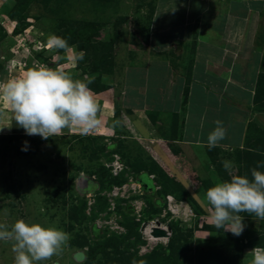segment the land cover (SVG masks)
<instances>
[{
    "label": "rangeland",
    "instance_id": "374dc122",
    "mask_svg": "<svg viewBox=\"0 0 264 264\" xmlns=\"http://www.w3.org/2000/svg\"><path fill=\"white\" fill-rule=\"evenodd\" d=\"M163 1L0 0V80L47 66L91 81L98 106L99 123L88 133L74 127L44 140L25 135L9 105L0 102V224L23 219L70 235L63 250L43 264H245L247 246L264 247V219L240 213L251 224L239 237L216 229L211 208L193 199L156 161H145L121 132L120 112L130 87L124 79L153 58L149 29ZM262 1L255 43L264 52ZM179 2L169 1V11L158 19L171 32L184 16ZM52 35L65 38L69 49H50ZM81 52L83 59L74 62L71 57ZM252 112L243 147L215 150L205 160L210 176L195 184L204 194L231 176H250L264 161V68ZM25 141L28 151L21 150ZM224 160L234 167L225 171ZM114 163L120 165L115 172ZM79 177L92 185L79 188ZM167 195L192 210L190 215L170 218ZM150 220L166 225L165 241L143 237L141 229ZM13 257L10 243L0 242V264H13Z\"/></svg>",
    "mask_w": 264,
    "mask_h": 264
},
{
    "label": "crops",
    "instance_id": "0c3cea01",
    "mask_svg": "<svg viewBox=\"0 0 264 264\" xmlns=\"http://www.w3.org/2000/svg\"><path fill=\"white\" fill-rule=\"evenodd\" d=\"M169 1H163L149 29L153 58L124 79L130 87L123 97L121 132L145 161H156L179 178L209 210L203 187L195 184L210 176L211 166L205 163L210 152L240 149L245 143L264 68V52L255 43L263 1L183 0L184 16L175 32L158 20L169 11ZM216 120L227 135L209 150L207 136ZM256 248L264 247L243 250L245 264H251Z\"/></svg>",
    "mask_w": 264,
    "mask_h": 264
},
{
    "label": "clouds",
    "instance_id": "9594fccd",
    "mask_svg": "<svg viewBox=\"0 0 264 264\" xmlns=\"http://www.w3.org/2000/svg\"><path fill=\"white\" fill-rule=\"evenodd\" d=\"M48 46L57 51L69 49L68 41L56 35L48 38ZM71 59L74 62L82 60L83 53H76ZM90 83L73 79L68 73L40 66L28 70L20 78L0 80V102L9 105L15 125L22 128L27 136L36 135L47 140L74 127L88 133L99 123L98 106L88 86ZM215 125L207 136L209 150L227 135L222 121L216 120ZM3 128L0 127V131ZM28 149V142L25 141L21 150ZM222 166L229 171L234 167V162L224 160ZM261 169H264V161L257 162L256 167L250 170V176H231L205 191L204 198L212 210L210 218L216 229L239 237L245 229L244 216L240 213L254 214L264 219V171ZM147 178L150 179L149 176ZM164 230L168 233V228ZM69 239V233L63 229L38 222L18 219L10 226L0 224V242L10 243L14 253L13 264H43L58 255ZM251 253V264H264V248L252 249Z\"/></svg>",
    "mask_w": 264,
    "mask_h": 264
},
{
    "label": "built area",
    "instance_id": "2783aa9c",
    "mask_svg": "<svg viewBox=\"0 0 264 264\" xmlns=\"http://www.w3.org/2000/svg\"><path fill=\"white\" fill-rule=\"evenodd\" d=\"M120 165L117 163H114V172L116 170H119ZM166 200V211L170 212L171 217L170 218H179V219H184L185 217H187L188 215H190L191 210L185 206V204H177L173 201V198L169 195H167V197H165ZM180 203V202H179ZM154 223L153 225L155 226H159L162 227L164 229H166V225L162 224L160 222H158V220H150L146 223V225L144 224V226L142 227V233L143 236L148 240V241H156L158 240V238L160 236H152L150 234L151 228H149L151 226V223ZM149 237H152V239H149ZM163 238V237H162Z\"/></svg>",
    "mask_w": 264,
    "mask_h": 264
},
{
    "label": "water",
    "instance_id": "95a60500",
    "mask_svg": "<svg viewBox=\"0 0 264 264\" xmlns=\"http://www.w3.org/2000/svg\"><path fill=\"white\" fill-rule=\"evenodd\" d=\"M84 183H87L86 186H91L92 185V183L87 181V179H85L83 177H79V179H78V187L81 188L84 185ZM151 234L153 236H167L168 233L164 229L153 227L152 230H151Z\"/></svg>",
    "mask_w": 264,
    "mask_h": 264
},
{
    "label": "bare ground",
    "instance_id": "6f19581e",
    "mask_svg": "<svg viewBox=\"0 0 264 264\" xmlns=\"http://www.w3.org/2000/svg\"><path fill=\"white\" fill-rule=\"evenodd\" d=\"M86 184H87V183H84L85 186H86ZM153 224H154V223L152 222V223H151V226H150L149 228H152V227H156V228H158V227H159V226H155V225H153ZM161 228H162V227H161ZM149 239H152V237H149ZM165 239H166V238H164V237H163V238H162V237H159V238H158V240H162V241H165Z\"/></svg>",
    "mask_w": 264,
    "mask_h": 264
},
{
    "label": "trees",
    "instance_id": "16d2710c",
    "mask_svg": "<svg viewBox=\"0 0 264 264\" xmlns=\"http://www.w3.org/2000/svg\"><path fill=\"white\" fill-rule=\"evenodd\" d=\"M250 224H251V223H249V222H248V224H247V227H249V226H250ZM247 227H246V228H247ZM251 246H254V245H251Z\"/></svg>",
    "mask_w": 264,
    "mask_h": 264
}]
</instances>
